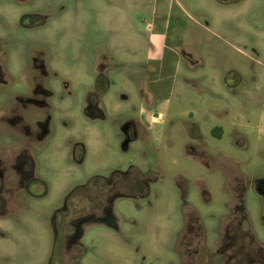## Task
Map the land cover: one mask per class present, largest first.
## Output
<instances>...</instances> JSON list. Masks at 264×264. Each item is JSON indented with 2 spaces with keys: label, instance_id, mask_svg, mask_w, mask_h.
Instances as JSON below:
<instances>
[{
  "label": "rangeland",
  "instance_id": "374dc122",
  "mask_svg": "<svg viewBox=\"0 0 264 264\" xmlns=\"http://www.w3.org/2000/svg\"><path fill=\"white\" fill-rule=\"evenodd\" d=\"M262 113L264 0H0V264H264Z\"/></svg>",
  "mask_w": 264,
  "mask_h": 264
},
{
  "label": "crops",
  "instance_id": "0c3cea01",
  "mask_svg": "<svg viewBox=\"0 0 264 264\" xmlns=\"http://www.w3.org/2000/svg\"><path fill=\"white\" fill-rule=\"evenodd\" d=\"M173 7V6H172ZM179 19L181 17L178 15ZM166 25L164 28L160 30L154 31L151 35V44L153 46L152 50L159 55H164L166 53L172 54L173 59L175 61H171L170 58L168 59V68H169V75L170 79L172 76V72L174 69L173 80L169 83V86L166 88L165 92H162L155 96V99L152 100L151 103H144L142 102L138 107V115L144 118V124L147 127H150L153 124H158L161 122L165 115L169 111V102L167 101V96L170 95L175 89V83H177L176 74L179 70L184 69L186 70L187 75H185L186 82H196V79L204 80L205 78V70L202 59H194L189 53L188 57H184L183 60H180L179 56L180 52H178V47L182 46L181 36L183 33V26L175 24L171 26L170 21H166ZM157 45V46H156ZM186 52V49H184ZM178 56V58H177ZM175 57V58H174ZM172 58V57H171ZM190 74H195V77H191ZM243 77L238 72L233 70V80H229L227 86L232 90L234 95L237 97L239 92V87L243 84ZM197 84V83H196ZM261 123L264 125V113L261 114L260 117Z\"/></svg>",
  "mask_w": 264,
  "mask_h": 264
},
{
  "label": "trees",
  "instance_id": "16d2710c",
  "mask_svg": "<svg viewBox=\"0 0 264 264\" xmlns=\"http://www.w3.org/2000/svg\"><path fill=\"white\" fill-rule=\"evenodd\" d=\"M109 182H107L104 178L102 177H99V176H94L92 177L91 179L88 180V182L86 183L85 187L86 188H93V187H96L97 185H100L102 186L103 188H106V185H109L108 184ZM74 193V192H73ZM111 194V193H110ZM109 196V195H108ZM64 211L61 212V217L64 216ZM75 219V218H74ZM73 219V220H74ZM73 230V226H72V229ZM70 231V230H69ZM73 232V231H72ZM70 233V232H69ZM57 242V241H56Z\"/></svg>",
  "mask_w": 264,
  "mask_h": 264
},
{
  "label": "flooded vegetation",
  "instance_id": "af4514ba",
  "mask_svg": "<svg viewBox=\"0 0 264 264\" xmlns=\"http://www.w3.org/2000/svg\"><path fill=\"white\" fill-rule=\"evenodd\" d=\"M63 210H61V212H62Z\"/></svg>",
  "mask_w": 264,
  "mask_h": 264
}]
</instances>
